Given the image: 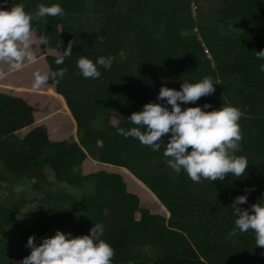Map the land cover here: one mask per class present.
Returning <instances> with one entry per match:
<instances>
[{
	"label": "trees",
	"instance_id": "1",
	"mask_svg": "<svg viewBox=\"0 0 264 264\" xmlns=\"http://www.w3.org/2000/svg\"><path fill=\"white\" fill-rule=\"evenodd\" d=\"M17 3L33 15L40 4L58 3L63 14L34 19V60L12 73L0 61V77L14 74L11 83L29 87L33 76L22 71L37 60L39 72L67 71L40 86L51 94L0 86V183L11 192L32 181L39 193L0 205V264H20L29 235L39 243L57 229L87 234L92 223L103 225L111 264H264V247L251 230L235 228L230 204L239 194L246 196L241 208L264 201V60L256 56L264 48V0H0V9ZM69 41L71 55L55 64ZM109 55L112 65L98 66L99 78H84L76 67L82 56L95 62ZM203 77L219 83L181 108L227 103L241 110L236 155L248 162L243 177L193 182L166 164L169 134L153 151L117 133L135 127L127 116L146 102L170 108L157 100L162 85L179 89ZM152 198L163 214L149 211ZM30 201L43 214L27 226L18 214Z\"/></svg>",
	"mask_w": 264,
	"mask_h": 264
},
{
	"label": "clouds",
	"instance_id": "2",
	"mask_svg": "<svg viewBox=\"0 0 264 264\" xmlns=\"http://www.w3.org/2000/svg\"><path fill=\"white\" fill-rule=\"evenodd\" d=\"M62 14L63 9L58 3L40 4L34 15L27 13L21 3L7 10L0 9V61L6 62L12 70L33 61L30 43L36 33L32 21ZM38 43L46 45L47 38L40 36ZM72 45L69 41L62 54L55 58V64H63L72 53ZM256 56L264 60V48L256 51ZM112 62L110 55L99 56L95 62L82 56L76 67L82 77L95 79L101 76L98 66L108 70ZM259 69L264 72V64H260ZM66 71V68H59L54 72H34L31 86L37 89L50 78L59 82ZM214 83L219 82L203 77L195 82L183 80L179 89L162 85L157 100L165 101L170 108L158 102H146L140 110L127 116L135 127L117 128V133L125 138H135L153 151L160 149L161 137L169 134L162 153L167 158L166 164L176 173L183 170L193 182H199L201 178L222 180L226 173L235 178L243 177L248 162L243 155H236L241 140L238 124L241 110L227 103L219 108H210L208 103L181 108V104L188 105L211 94ZM245 202L246 196L239 194L230 203L236 217L234 226L240 232L251 230L254 244L264 247V201L257 200L248 208L238 207ZM103 231L101 223H92L87 234L74 236L57 229L52 235L42 237L39 243H34L33 236L29 235L25 246L30 250L21 258L20 264H111L113 249L101 238Z\"/></svg>",
	"mask_w": 264,
	"mask_h": 264
},
{
	"label": "rangeland",
	"instance_id": "3",
	"mask_svg": "<svg viewBox=\"0 0 264 264\" xmlns=\"http://www.w3.org/2000/svg\"><path fill=\"white\" fill-rule=\"evenodd\" d=\"M221 31L223 33H225L227 30L226 28H224L223 26L220 27ZM30 50L33 52V50L30 48ZM40 60H37L36 62L29 64L26 66V68L22 71V73H24L25 75L28 76H33L34 72H39L42 71V67L39 64ZM3 64H6V62H3ZM16 70L11 71L14 72ZM13 75V74H12ZM15 77V75H13ZM12 76V77H13ZM18 76V75H17ZM9 77H11V75L9 76V74H5L3 76H1L0 78H5V80H7L6 82H1L0 81V86H5L7 88H21L24 85L26 86L27 89H32L31 86L27 87L28 85L23 84L21 85L20 82L17 83H11V81L8 79ZM13 77V78H14ZM33 81V79H32ZM37 91L40 93H45V94H51L52 91L50 88H46L45 86L43 87H39L37 88ZM52 120H56L55 118ZM54 121H50V126L55 124V127H57L56 122L54 124H52ZM115 120H112V122H114ZM49 122V121H47ZM56 129V128H55ZM76 133V132H75ZM77 138V135H75ZM126 179L129 180L128 176H126ZM59 188L64 189L66 191H68L71 194L74 195H78L79 190L77 188H68L65 185L60 184ZM141 194L144 195V191H141ZM39 193L36 190V188L33 186L32 181H28V182H23L22 184H20L18 187H15L12 189L11 192L5 190L2 186V183H0V205H2V203H6L8 204L12 199L17 198V197H25L27 199H31L33 197H38ZM143 205L145 206L146 204L143 203ZM160 205L155 201V199L152 198V200H150L149 203V211L152 213H162L163 211L161 209V207H159ZM165 212V211H164ZM43 214V209L42 207L36 202V201H30L25 203L18 214V219L20 220V222H22L23 225H34L37 224L40 220V217ZM137 217V214H136ZM69 230L68 228H66V231Z\"/></svg>",
	"mask_w": 264,
	"mask_h": 264
},
{
	"label": "crops",
	"instance_id": "4",
	"mask_svg": "<svg viewBox=\"0 0 264 264\" xmlns=\"http://www.w3.org/2000/svg\"><path fill=\"white\" fill-rule=\"evenodd\" d=\"M10 75H12V74H10ZM13 75H14V74H13ZM19 89H20V88H19ZM61 105H62L61 107H63V106H64V107L66 108V106H65L64 104H61ZM70 121H71L70 123H71V125H72V126H71V128H72V130H74V131H75L74 120H73L71 117H70Z\"/></svg>",
	"mask_w": 264,
	"mask_h": 264
}]
</instances>
